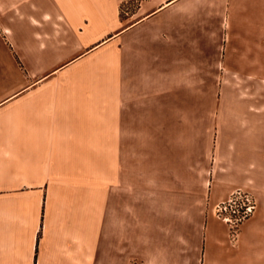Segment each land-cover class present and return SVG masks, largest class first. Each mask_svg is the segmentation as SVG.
Wrapping results in <instances>:
<instances>
[{
	"label": "crops",
	"instance_id": "1",
	"mask_svg": "<svg viewBox=\"0 0 264 264\" xmlns=\"http://www.w3.org/2000/svg\"><path fill=\"white\" fill-rule=\"evenodd\" d=\"M250 74L264 0H0V264H264V98L201 112Z\"/></svg>",
	"mask_w": 264,
	"mask_h": 264
},
{
	"label": "rangeland",
	"instance_id": "2",
	"mask_svg": "<svg viewBox=\"0 0 264 264\" xmlns=\"http://www.w3.org/2000/svg\"><path fill=\"white\" fill-rule=\"evenodd\" d=\"M250 74L251 87L246 88H227L226 82L239 81L241 74H219V81L225 85H220L217 89V104L205 103L213 96V90L203 88L202 91V110L203 114H210L213 118L216 114L243 112L244 108L249 106L250 111H257L258 99L264 98V74ZM258 77V78H257ZM228 80V81H227ZM259 83H258V82ZM225 82V83H224ZM212 91V93H211ZM254 103V105L252 103ZM188 108V106H187ZM188 111V110H187ZM199 128L203 131L215 129V120H202V121H186V128ZM204 133V132H203ZM144 154H139V159H142ZM139 264V263H135Z\"/></svg>",
	"mask_w": 264,
	"mask_h": 264
},
{
	"label": "built area",
	"instance_id": "3",
	"mask_svg": "<svg viewBox=\"0 0 264 264\" xmlns=\"http://www.w3.org/2000/svg\"><path fill=\"white\" fill-rule=\"evenodd\" d=\"M257 208L255 195L249 190L238 188L212 210L214 215L227 225L229 239L235 245L242 226L255 215Z\"/></svg>",
	"mask_w": 264,
	"mask_h": 264
}]
</instances>
